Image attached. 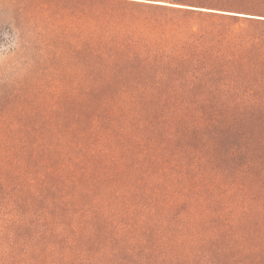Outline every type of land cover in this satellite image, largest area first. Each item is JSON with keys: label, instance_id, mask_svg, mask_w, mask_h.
Returning <instances> with one entry per match:
<instances>
[{"label": "trees", "instance_id": "16d2710c", "mask_svg": "<svg viewBox=\"0 0 264 264\" xmlns=\"http://www.w3.org/2000/svg\"><path fill=\"white\" fill-rule=\"evenodd\" d=\"M13 1L103 76L0 80V264H264V0Z\"/></svg>", "mask_w": 264, "mask_h": 264}, {"label": "rangeland", "instance_id": "374dc122", "mask_svg": "<svg viewBox=\"0 0 264 264\" xmlns=\"http://www.w3.org/2000/svg\"><path fill=\"white\" fill-rule=\"evenodd\" d=\"M180 0H141L154 5H165L179 9H191L209 12L210 8L185 7ZM175 3V4H171ZM189 5V4H185ZM196 6V5H191ZM23 4L13 0H0V80H75L103 76L97 71L88 70L84 52L74 47L61 50L52 48L43 41L42 25L15 15ZM23 28L16 29V25ZM19 28V27H18ZM18 30V31H17ZM45 31V28H44ZM79 58H82L79 60ZM106 76V75H104Z\"/></svg>", "mask_w": 264, "mask_h": 264}]
</instances>
